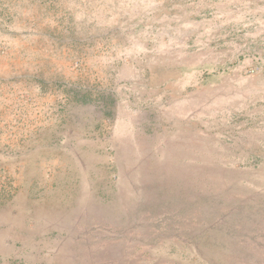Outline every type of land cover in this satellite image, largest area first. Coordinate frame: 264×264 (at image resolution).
<instances>
[{
    "label": "rangeland",
    "instance_id": "rangeland-1",
    "mask_svg": "<svg viewBox=\"0 0 264 264\" xmlns=\"http://www.w3.org/2000/svg\"><path fill=\"white\" fill-rule=\"evenodd\" d=\"M0 264H264V0H0Z\"/></svg>",
    "mask_w": 264,
    "mask_h": 264
}]
</instances>
